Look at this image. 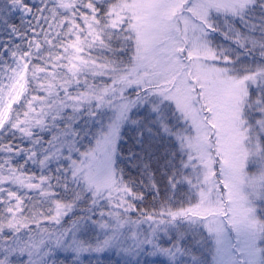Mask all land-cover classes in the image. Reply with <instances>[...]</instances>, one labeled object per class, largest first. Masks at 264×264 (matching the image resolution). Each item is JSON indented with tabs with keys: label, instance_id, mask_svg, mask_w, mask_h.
Returning a JSON list of instances; mask_svg holds the SVG:
<instances>
[{
	"label": "snow or ice",
	"instance_id": "obj_1",
	"mask_svg": "<svg viewBox=\"0 0 264 264\" xmlns=\"http://www.w3.org/2000/svg\"><path fill=\"white\" fill-rule=\"evenodd\" d=\"M256 5L0 0V264H264V24L229 30Z\"/></svg>",
	"mask_w": 264,
	"mask_h": 264
},
{
	"label": "trees",
	"instance_id": "obj_2",
	"mask_svg": "<svg viewBox=\"0 0 264 264\" xmlns=\"http://www.w3.org/2000/svg\"><path fill=\"white\" fill-rule=\"evenodd\" d=\"M213 19L219 20L218 17L215 15ZM229 30H232L231 25L234 24L236 29H239L241 32L247 34L251 31L254 25L264 24V9H261L259 5L254 6L251 8L248 13L246 14V21L229 18ZM219 26L223 29L224 22L219 21ZM259 28H257L256 33L258 34ZM7 35L3 25H0V40H2ZM213 44L215 45H222L230 50L235 49V51L231 52V54L235 55L239 49H236V46L229 40L226 39L220 32L212 33L211 34ZM221 39V42L219 41ZM250 59L247 57H241V60ZM131 143V141H129ZM135 175V173H133ZM166 181H162L165 183ZM159 200H153V195L145 191V200L139 203L140 207H152L158 206ZM84 211H87V207L85 204H81L79 207L74 209L73 213H70L68 218H65V223L70 224L75 216L81 215ZM78 235V240L81 242L88 243L90 245H94L98 240L102 239V233L99 229L95 228H84L76 233ZM204 254L208 255L207 249H204ZM155 256V257H152ZM56 264H76L73 259L72 254H67L66 251L62 249L59 250L56 254ZM164 257L155 255L151 252H142L138 257L130 258L121 253H108V252H92L91 255L87 258H84L79 264H102L103 262L110 261L111 264H164ZM209 259V256H208ZM77 260V257H76ZM210 261V260H209ZM23 264V263H22Z\"/></svg>",
	"mask_w": 264,
	"mask_h": 264
},
{
	"label": "rangeland",
	"instance_id": "obj_3",
	"mask_svg": "<svg viewBox=\"0 0 264 264\" xmlns=\"http://www.w3.org/2000/svg\"><path fill=\"white\" fill-rule=\"evenodd\" d=\"M209 39L213 42L211 36L209 37ZM219 41L221 42V39H219ZM218 46H221V45H218ZM66 218H68V217H66ZM76 238L78 239V235H77V234H76ZM62 250H63V251H66L67 254H72L71 251H70L69 249H62ZM105 252H108V253H115V252H116V253L119 254L120 250H119V249H116V248H112V249L105 250ZM91 253H92V252H88V253L84 254L83 256H78V257H77V260H78L79 262H81L82 260H84L85 257H89V256L91 255ZM155 255H156V254H155ZM152 257H155V256H152ZM16 259H17V264H22V263H23L22 258L17 257ZM209 260H211V257H210V256H209Z\"/></svg>",
	"mask_w": 264,
	"mask_h": 264
}]
</instances>
